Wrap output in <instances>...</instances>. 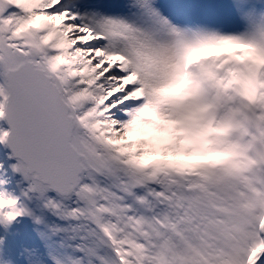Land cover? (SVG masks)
Here are the masks:
<instances>
[{
	"label": "snow or ice",
	"instance_id": "obj_1",
	"mask_svg": "<svg viewBox=\"0 0 264 264\" xmlns=\"http://www.w3.org/2000/svg\"><path fill=\"white\" fill-rule=\"evenodd\" d=\"M127 9L0 0V143L28 181L0 224L46 223L52 264H264V0Z\"/></svg>",
	"mask_w": 264,
	"mask_h": 264
},
{
	"label": "rangeland",
	"instance_id": "obj_2",
	"mask_svg": "<svg viewBox=\"0 0 264 264\" xmlns=\"http://www.w3.org/2000/svg\"><path fill=\"white\" fill-rule=\"evenodd\" d=\"M0 157L3 163H7L9 168L17 164L8 148L4 145L0 148ZM17 187L8 192L20 195L21 189L26 187V181L19 173L15 176ZM30 207L35 210L36 215L43 216L46 222H50L52 217L40 208V202L33 200L29 202ZM46 223L38 224L29 215L21 216L17 221L12 222L7 227L0 224V264H52L49 258L52 241H46L41 233L46 231Z\"/></svg>",
	"mask_w": 264,
	"mask_h": 264
},
{
	"label": "bare ground",
	"instance_id": "obj_3",
	"mask_svg": "<svg viewBox=\"0 0 264 264\" xmlns=\"http://www.w3.org/2000/svg\"><path fill=\"white\" fill-rule=\"evenodd\" d=\"M91 9H94L104 15H122L126 14L127 0H85Z\"/></svg>",
	"mask_w": 264,
	"mask_h": 264
},
{
	"label": "clouds",
	"instance_id": "obj_4",
	"mask_svg": "<svg viewBox=\"0 0 264 264\" xmlns=\"http://www.w3.org/2000/svg\"><path fill=\"white\" fill-rule=\"evenodd\" d=\"M233 95H235L236 96V102H237V104H239V102H240V100H241V97H239L238 95H236V93H233ZM244 103L245 104H247V101H244ZM223 114V113H222ZM248 115L249 116H251L252 115V112L249 110L248 111ZM243 117H241V119H242ZM245 139H248V137H245ZM229 155H230V153H229Z\"/></svg>",
	"mask_w": 264,
	"mask_h": 264
},
{
	"label": "water",
	"instance_id": "obj_5",
	"mask_svg": "<svg viewBox=\"0 0 264 264\" xmlns=\"http://www.w3.org/2000/svg\"><path fill=\"white\" fill-rule=\"evenodd\" d=\"M8 125H9V124H8ZM9 126H10V125H9ZM9 148H10V151H13L11 147H9ZM14 157L17 158L16 156H14ZM17 159H18V158H17Z\"/></svg>",
	"mask_w": 264,
	"mask_h": 264
}]
</instances>
